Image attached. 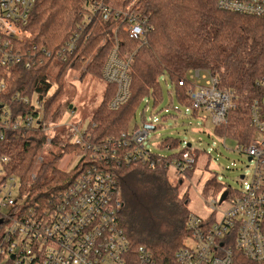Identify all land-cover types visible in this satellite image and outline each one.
Masks as SVG:
<instances>
[{"label":"trees","instance_id":"trees-1","mask_svg":"<svg viewBox=\"0 0 264 264\" xmlns=\"http://www.w3.org/2000/svg\"><path fill=\"white\" fill-rule=\"evenodd\" d=\"M133 1L105 0V4L117 12L125 11ZM87 6V0L36 1L26 26L31 37L25 41V47H36L39 58L45 60L29 70L21 65L0 67V80L8 84L5 98L15 92L47 95L44 116L48 124L57 121L64 107L60 101L67 86V67L81 71V79L88 74L103 79L108 54L118 44L121 56H129L132 61L130 99L112 110L109 104L116 94V85L107 83L82 142L74 141L68 132L51 135L43 128L10 131L0 142V155L10 158L8 172L19 178L34 206L47 204L79 175L93 169V165L113 173L123 200L120 223L133 247L145 246L156 264H178L176 253L185 246L184 236L189 233L186 223L193 213L188 208V198L179 197L183 174L177 171L179 178L175 184L169 177L171 167L162 164L155 169L143 164H107L98 157L96 147L127 132L145 99L153 101L154 107L159 105L163 98V75L170 77L169 92L173 91L181 104L191 106L189 84L179 85L190 68L209 69L219 77L220 87L234 94L235 107L229 110L227 123L216 126L214 133L233 139L238 145H249L253 134L249 126L250 107L261 95L257 82L264 76V18L221 9L217 0H137L132 13L145 31L142 37L135 38L124 31L125 18L112 16L105 20L96 14L87 21ZM75 34L76 48L62 52ZM192 114L196 116L198 112ZM53 144L59 152L47 160L43 152ZM180 144V139L170 136L160 143L163 148ZM70 154L76 155L77 163L62 169L60 161ZM39 163L41 167L35 172ZM195 165L185 174L192 172ZM207 186L221 195L227 191L234 196L237 192L215 178ZM165 206L172 209V215L176 214L178 222L174 218L173 227H159L151 219L153 209ZM144 218L151 220L143 225ZM235 262L257 264L239 253Z\"/></svg>","mask_w":264,"mask_h":264},{"label":"built area","instance_id":"built-area-1","mask_svg":"<svg viewBox=\"0 0 264 264\" xmlns=\"http://www.w3.org/2000/svg\"><path fill=\"white\" fill-rule=\"evenodd\" d=\"M36 1L0 0V67L21 65L29 70L45 60L39 58L36 47H25L31 37L26 26ZM87 1V21L96 14L105 20L122 17L123 29L131 37L144 35L145 26L132 13L131 6L125 13L114 12L105 0ZM217 4L233 13L264 18V0H217ZM77 38L75 34L62 52L74 50ZM46 55L50 56V52ZM131 62V57L121 56L116 44L104 64L103 79L116 85L109 104L112 110L130 99ZM185 83L189 84L193 111L209 114L214 128L227 123L228 112L235 107L234 94L220 87L217 75L209 69L190 68L186 78L179 81V85ZM257 86L261 95L250 107L251 143L239 145V151L251 157L252 179L231 196L228 207L221 209L219 204L229 195L222 203L209 201L210 209L215 211L211 217L189 215L186 229L195 245H185L177 251L178 264H236V253L264 264V76ZM6 87L7 82L0 80V142L6 132L33 128L47 131L58 125L57 121L48 124L44 116L47 95L15 92L6 99ZM159 124L143 121L121 137L110 138L96 147L98 157L107 164H143L151 169L162 164L181 174L191 170L197 161V148L192 144H184L180 153L168 155L146 146L150 131ZM79 131L77 142H82L85 131ZM10 163L8 156L0 155V264H156L145 246L133 247L121 226L123 200L113 173L93 165L47 204L34 206L19 178L8 172Z\"/></svg>","mask_w":264,"mask_h":264},{"label":"rangeland","instance_id":"rangeland-1","mask_svg":"<svg viewBox=\"0 0 264 264\" xmlns=\"http://www.w3.org/2000/svg\"><path fill=\"white\" fill-rule=\"evenodd\" d=\"M136 1L134 0L125 11L120 12L128 11ZM65 82H67L66 90L60 101L64 107L61 110V116L58 117V125L53 129H47V131L49 130L51 135L56 132H68L74 141H78L79 130L84 132L88 128L104 97L107 82L90 74L81 79V71L68 67ZM161 83L162 101L154 107L153 101L145 99L137 108L128 130L134 128L135 124L153 120L154 124L161 123L162 125L156 130L150 131L149 140L145 144L155 153L161 155L179 153L182 146L188 143L198 149L194 170L182 175L183 182L179 185V197L188 198V208L191 212L209 218L215 211L210 209L208 202L212 199L219 201L221 194L208 187L207 182L215 178L225 187L241 190L245 181L248 182L252 179L253 163L246 153L239 151L236 141L230 138L224 140V137L214 133V125L209 114L200 111L194 116L191 106L181 104L176 94L173 91L169 92L171 82L168 75L161 76ZM147 101L150 103L148 104ZM71 106L73 108L70 109ZM75 126L78 127V131L75 130ZM167 136L180 139V146L171 149L161 147V140ZM48 147L43 152V157H46L47 160L51 159L54 153L59 152V147L54 144L51 145V149ZM76 163V155L70 154L60 161L59 166L66 170L75 166ZM40 167L41 163L37 165L35 172ZM176 173L178 172L174 168L169 169L170 180L175 184L179 178ZM242 175L246 179L241 178ZM230 198L231 196L219 204L221 209L228 207ZM171 210L168 206L153 209L151 219L155 220V224L159 227H173L176 214L172 215ZM218 214L219 212H217V216ZM151 219L144 218L142 224H146ZM183 241L185 245H195V240L189 233L184 236Z\"/></svg>","mask_w":264,"mask_h":264},{"label":"water","instance_id":"water-1","mask_svg":"<svg viewBox=\"0 0 264 264\" xmlns=\"http://www.w3.org/2000/svg\"><path fill=\"white\" fill-rule=\"evenodd\" d=\"M71 108H73V106H71L70 109ZM249 160H251V157H249ZM241 178H244V175H242ZM227 196H228V192L227 191L223 192L222 195L220 196L219 202L222 203L227 198ZM1 222L2 221L0 220V223Z\"/></svg>","mask_w":264,"mask_h":264}]
</instances>
